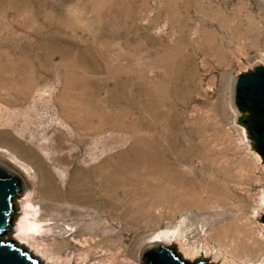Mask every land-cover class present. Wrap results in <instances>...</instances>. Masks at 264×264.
<instances>
[{"label": "rangeland", "instance_id": "rangeland-1", "mask_svg": "<svg viewBox=\"0 0 264 264\" xmlns=\"http://www.w3.org/2000/svg\"><path fill=\"white\" fill-rule=\"evenodd\" d=\"M259 64L264 0H0V164L24 174L4 238L47 264H144L163 229L174 236L159 244L189 261L185 250L204 246L211 264L252 255L264 244V159L233 94ZM57 135L81 149L71 167L42 152ZM149 149L180 179L131 185L112 204L53 196L82 193L86 175L104 197L94 169ZM24 215L40 255L15 236Z\"/></svg>", "mask_w": 264, "mask_h": 264}, {"label": "bare ground", "instance_id": "bare-ground-1", "mask_svg": "<svg viewBox=\"0 0 264 264\" xmlns=\"http://www.w3.org/2000/svg\"><path fill=\"white\" fill-rule=\"evenodd\" d=\"M83 81H84L83 85L85 84L84 87L90 94V99H91L93 92H97V91L94 87L92 88L86 87L87 81L85 79H83ZM1 131H3L1 133H4L3 136H1V138L7 144L14 146L15 148H19V149L24 147L25 149L30 150L29 152L34 151L33 146L32 147L25 146L24 142L18 137H16L14 133L12 132V130L3 129ZM42 152L44 153V155L46 154L48 157L52 158L55 161V163L57 164L59 163V165L68 168L73 165V163L77 159V156L81 152V149L78 146L74 147L73 145L69 144L64 136L57 135L56 137L51 139L49 151L48 152L42 151ZM97 158L98 157H96V159ZM99 160L100 159L95 160V163L98 162ZM91 165L92 163H88L85 161L82 164H79V166H77L76 168H80L82 166H91ZM166 166H167L166 160L162 158L161 156H157L151 149H149L148 151L138 150L137 152L131 155H128V156L121 154L115 159H109L108 161H106L104 164L100 165L96 170L94 169L93 171L96 174H101L102 176L105 175L103 177V181L105 185L104 189H105V194H106L104 197L98 196V193H96L97 187L94 186L95 184L93 182V178L88 177L86 175H77L78 178H81L79 189L82 191V193L75 194L73 193V191L69 190L66 193L59 192L53 196H57V195L65 196L66 198H71L73 200H78L81 202H91V201H95L96 199L101 198L103 202H109L112 204L115 199L120 198L119 190H122L126 196L129 193L128 191L131 190L130 188L132 189L135 188V187H132L131 185L139 184L140 182L141 184L142 183L148 184L150 183L151 178L153 177H163V178L168 179L170 182L179 180L180 179L178 178L179 175L177 176L176 174H173L172 172L166 171L167 170ZM10 170L14 171V169H11V168ZM125 171H127L128 173L126 174L123 173ZM17 173L20 174L24 182V176H23L24 174L19 170ZM72 173L69 174L68 180L70 179ZM62 175L64 176L65 174L63 173ZM20 222L21 224L24 223V225L26 226L25 230L24 231L20 230L18 233L15 234V236L20 242H23L29 245L31 247V250L33 249L34 251V242L32 241L31 237L34 234H37V231L39 230L38 224L34 222V220H30L26 215L23 216ZM172 236H174L173 230L172 231H170L169 229L160 230L155 234L153 243L155 244H158L159 242L164 243L166 242L167 238L170 239ZM259 237L263 238L264 240V237L262 236H259ZM153 243H151L150 245H153ZM150 245L148 244L146 247ZM34 252H36L38 255L42 253L40 252L39 248L38 250L36 249ZM250 253L252 255H249L247 258H244L238 261L230 260L228 263L229 264H264V244H259L257 248L252 249ZM210 254H211V250L208 248V246H204L203 250H200V248L199 250L196 248L192 250L191 249L185 250V256L191 259H196L201 256L209 257ZM46 257H48V260L46 259L47 261H52V262L55 261V263L57 264L61 262L59 259H57V257L55 258L54 256L52 257L46 256ZM225 261L226 259L222 261L221 263L225 264L226 263Z\"/></svg>", "mask_w": 264, "mask_h": 264}, {"label": "water", "instance_id": "water-1", "mask_svg": "<svg viewBox=\"0 0 264 264\" xmlns=\"http://www.w3.org/2000/svg\"><path fill=\"white\" fill-rule=\"evenodd\" d=\"M234 103L242 113L238 124L244 126L253 139L254 148L264 159V66L236 77ZM255 142V144H254ZM24 188L20 174L0 164V264H47L16 240L4 238L14 228L18 211L15 199ZM264 222V214H261ZM144 264H211L201 256L192 261L182 258L172 246L153 244L142 250Z\"/></svg>", "mask_w": 264, "mask_h": 264}, {"label": "trees", "instance_id": "trees-1", "mask_svg": "<svg viewBox=\"0 0 264 264\" xmlns=\"http://www.w3.org/2000/svg\"><path fill=\"white\" fill-rule=\"evenodd\" d=\"M254 144H255V142H254Z\"/></svg>", "mask_w": 264, "mask_h": 264}]
</instances>
